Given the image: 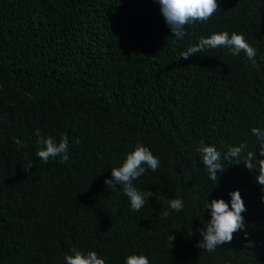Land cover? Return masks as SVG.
Masks as SVG:
<instances>
[{
    "label": "trees",
    "instance_id": "trees-1",
    "mask_svg": "<svg viewBox=\"0 0 264 264\" xmlns=\"http://www.w3.org/2000/svg\"><path fill=\"white\" fill-rule=\"evenodd\" d=\"M217 2L177 39L156 0H0V264H65L72 248L106 264L133 253L149 264H264L256 173L223 161L216 185L197 151L202 140L222 153L241 143L253 150L251 129H264V0ZM223 31L244 35L258 67L225 47L182 58ZM36 128L68 136L67 162L37 156ZM138 143L160 167L133 183L158 199L133 211L104 181ZM233 190L245 229L212 253L196 247L206 201L230 204ZM175 198L184 209L162 219Z\"/></svg>",
    "mask_w": 264,
    "mask_h": 264
},
{
    "label": "clouds",
    "instance_id": "clouds-1",
    "mask_svg": "<svg viewBox=\"0 0 264 264\" xmlns=\"http://www.w3.org/2000/svg\"><path fill=\"white\" fill-rule=\"evenodd\" d=\"M160 4V11L164 21L177 39H183L187 32L185 26L197 20H209L220 5L217 0H156ZM225 47L232 56H238L241 52L251 61L253 68L258 67L256 55L257 49L251 46L244 35L241 33L227 31L213 33L209 37H201L195 45L190 46L182 58L187 60L191 55L201 53L206 49H215ZM251 133L256 137L257 144L253 150H249L247 143H241L238 146H231L227 152L222 153L215 145L206 144L203 140L197 149L202 159L203 166L207 169L209 178L218 184L220 176L225 172L226 167L223 161L229 164H240L256 173L254 178L264 191V129L253 127ZM36 143L39 145L37 156L45 163L50 159L59 157L60 163L69 160V139L68 136L62 135L59 141L51 135H44L39 128L34 130ZM17 145H22V141L17 139ZM234 161V163H233ZM25 172H30L33 167L29 161L23 166ZM160 167L159 157L154 156L150 148L143 144H136L134 148L126 154L123 162L111 169V178H106L104 183L112 192L118 190L129 199L131 209L139 211L149 202V198L156 194L151 191H141L135 185L134 181L140 178L148 169L155 172ZM231 197L230 204L223 198H214L211 203L206 201L204 209L210 210V219L206 224L199 228L201 239L197 241L196 247L207 251L214 252L218 246L230 244L233 240L234 233L245 229V220L242 215L246 211L245 204L239 190L229 192ZM264 201V196L261 197ZM169 210L162 213L161 218L167 219L172 211L177 213L184 209V202L181 198L170 199L166 201ZM170 243L173 245L174 235L168 236ZM247 240V233H245ZM254 242L248 241L246 246H253ZM71 254L65 255V264H106L105 259L98 256L95 251L84 254L76 248L70 250ZM125 264H149L148 258L143 254H130Z\"/></svg>",
    "mask_w": 264,
    "mask_h": 264
}]
</instances>
